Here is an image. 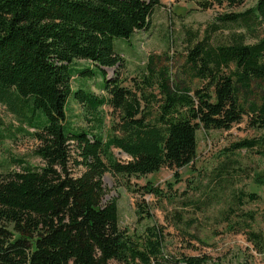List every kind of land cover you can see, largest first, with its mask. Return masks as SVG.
<instances>
[{
  "label": "trees",
  "instance_id": "16d2710c",
  "mask_svg": "<svg viewBox=\"0 0 264 264\" xmlns=\"http://www.w3.org/2000/svg\"><path fill=\"white\" fill-rule=\"evenodd\" d=\"M157 6L161 0H0V100L14 107L17 99L26 106L39 141L35 155L42 162L24 166L18 159L14 162L21 170L0 172V264L205 262L199 255L168 257L157 221L137 235L121 228L116 199L104 200L102 176L109 171L140 178L168 168L173 182L161 187L147 181L133 192L199 209L207 182L232 176L221 163L207 181H187L196 198L186 189L176 193L175 184L183 180L179 169L190 165L194 170L199 129L227 130L246 117L250 128L263 133L235 141L228 150L264 146V0L244 11L220 13L209 23L188 48L181 77L167 65L158 66L152 55L129 85L119 71L107 77L105 67L123 64L113 39L148 28ZM210 30H226V39L212 43ZM77 59L91 62L90 67L75 68ZM74 73L80 81L72 88ZM95 76L104 94L85 87ZM70 101L82 106L89 125L70 123ZM104 105L113 117L106 131ZM36 111L39 117L33 119L29 113ZM112 148L129 159L117 160ZM70 163L83 170L73 175ZM254 182L264 184V174L257 173ZM231 198L240 204L256 194L241 189L232 191ZM146 207L136 204L138 219L151 220ZM174 214L180 222V211ZM247 231L248 240L261 250L263 235Z\"/></svg>",
  "mask_w": 264,
  "mask_h": 264
},
{
  "label": "rangeland",
  "instance_id": "374dc122",
  "mask_svg": "<svg viewBox=\"0 0 264 264\" xmlns=\"http://www.w3.org/2000/svg\"><path fill=\"white\" fill-rule=\"evenodd\" d=\"M163 7L154 8L148 28L134 32L128 38L115 37L113 45L123 59L121 67H105L107 77L119 71L124 79V85H129V79L137 75L144 68L149 55L158 66L167 65L173 75L182 76V64L188 48L200 40L204 28L220 13L240 12L252 7L256 0H164ZM207 1V7L200 3ZM226 30L217 32L209 31V40L219 43L226 39ZM189 39H193L188 42ZM254 39L248 38L252 42ZM75 68L90 67L91 62L77 59ZM97 69L93 72L98 74ZM71 81L72 88L78 86L80 79L74 73ZM90 77V76H87ZM100 77L89 78L85 87H89L96 94H104L100 89ZM198 84V83H196ZM11 107L0 100V172L18 171L22 166L14 162L22 159L23 165L41 166V160L35 155L39 141L34 136V128L28 122V110L21 102L15 100ZM104 117V131L109 129L113 120L110 108L102 106ZM37 112V111H36ZM38 113V114H37ZM29 113L33 119L39 117ZM68 119L74 126H87L88 115L84 114L81 105L69 102ZM263 130L250 128L246 124V117L240 123L232 125L227 130L212 129L196 132L198 148L193 167L186 165L179 169L182 181L175 184L176 193L189 190L190 198H196L194 189L188 188V180L207 181L221 163L232 175L227 181L220 180L207 182L204 186L206 196L201 199L203 203L198 209L191 205L181 209L179 203L168 204L152 195L139 196L133 188L149 181L154 185L164 187L165 182H173V171L161 168L158 172L147 174L144 177L127 179L121 175H113L106 171L102 176L106 187L104 200L115 198L118 206V219L121 228L131 235L142 233L146 225L157 221L163 226L165 233L164 252L168 257L177 259L183 255H199L205 257L203 264H264V247L258 250L248 240L247 229L260 232L264 237V184L254 182L257 173L264 174V146L252 150H235L230 152L231 143L244 138H257ZM73 148V146H71ZM112 153L119 161H126L129 157L119 149L112 148ZM74 156L73 150L71 151ZM73 175H78L82 170L81 165L70 163ZM222 177V176H221ZM256 194V198H247L240 204L232 200V191ZM145 201V202H144ZM147 205L152 213L151 220L138 219L136 204ZM229 206L233 207L228 211ZM180 211V222H175L173 215ZM246 212H251L253 217H247ZM250 222L247 228L246 220ZM109 264H120L111 260ZM167 264V263H162Z\"/></svg>",
  "mask_w": 264,
  "mask_h": 264
},
{
  "label": "crops",
  "instance_id": "0c3cea01",
  "mask_svg": "<svg viewBox=\"0 0 264 264\" xmlns=\"http://www.w3.org/2000/svg\"><path fill=\"white\" fill-rule=\"evenodd\" d=\"M161 3H162V6H161V7H163V5H164L165 1H164V0H161Z\"/></svg>",
  "mask_w": 264,
  "mask_h": 264
}]
</instances>
